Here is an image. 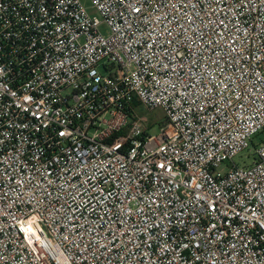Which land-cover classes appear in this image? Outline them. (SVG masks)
<instances>
[{
    "label": "built area",
    "instance_id": "obj_1",
    "mask_svg": "<svg viewBox=\"0 0 264 264\" xmlns=\"http://www.w3.org/2000/svg\"><path fill=\"white\" fill-rule=\"evenodd\" d=\"M89 2L0 0V264H264V0Z\"/></svg>",
    "mask_w": 264,
    "mask_h": 264
},
{
    "label": "rangeland",
    "instance_id": "obj_2",
    "mask_svg": "<svg viewBox=\"0 0 264 264\" xmlns=\"http://www.w3.org/2000/svg\"><path fill=\"white\" fill-rule=\"evenodd\" d=\"M84 2L89 6V9H91L89 0H84ZM90 12L94 13V10L91 9ZM102 31L106 33L107 28L103 27ZM138 110L142 116H145L149 119V123L151 126L149 133L151 135L159 134L161 131V127L164 125L165 122V114L163 110L156 109L154 111L147 112L143 107H139ZM263 139H264V133L262 132L253 139L252 143L250 144V147L243 154L237 156L234 159V162L239 164L240 166L250 165L255 157V149ZM222 167H227V166L226 164H224Z\"/></svg>",
    "mask_w": 264,
    "mask_h": 264
}]
</instances>
